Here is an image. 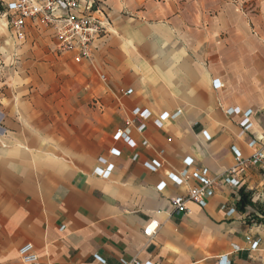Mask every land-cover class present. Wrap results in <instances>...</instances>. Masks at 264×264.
<instances>
[{
    "label": "crops",
    "instance_id": "obj_1",
    "mask_svg": "<svg viewBox=\"0 0 264 264\" xmlns=\"http://www.w3.org/2000/svg\"><path fill=\"white\" fill-rule=\"evenodd\" d=\"M101 1L91 63L34 32L2 79L0 264L25 242L39 264H264L258 207H237L264 209V171L223 175L264 140V0ZM196 172L214 194L174 213Z\"/></svg>",
    "mask_w": 264,
    "mask_h": 264
},
{
    "label": "built area",
    "instance_id": "obj_2",
    "mask_svg": "<svg viewBox=\"0 0 264 264\" xmlns=\"http://www.w3.org/2000/svg\"><path fill=\"white\" fill-rule=\"evenodd\" d=\"M5 15L9 29L16 45L22 46L32 33L50 37L53 41V51L59 54L71 53L76 63H91L97 49L109 34L111 19L108 8L101 0H4ZM214 86H220L219 80H214ZM145 117V113L141 115ZM250 118L245 115L241 127H250ZM125 135V130L118 129L117 136ZM260 144V145H259ZM251 145H259L247 158L235 150L236 164L223 175L234 185L238 181L234 174L244 171L248 165H254L264 171V140L253 139ZM161 164L157 163L156 167ZM200 184L188 189L187 193L170 199L174 213L186 211V203L192 201L204 205L214 194L216 178H209L205 172L193 174ZM185 178H190L184 174ZM159 225L153 221L144 229V234L150 237L157 232ZM259 242H254L253 247ZM21 261L26 264H39L38 254L31 242H25L19 249ZM227 257L220 258L219 264H227ZM124 264H150L138 258L124 260Z\"/></svg>",
    "mask_w": 264,
    "mask_h": 264
},
{
    "label": "rangeland",
    "instance_id": "obj_3",
    "mask_svg": "<svg viewBox=\"0 0 264 264\" xmlns=\"http://www.w3.org/2000/svg\"><path fill=\"white\" fill-rule=\"evenodd\" d=\"M3 1L0 0V90L2 79L14 65L12 62L22 53L21 46L16 45V40L9 29Z\"/></svg>",
    "mask_w": 264,
    "mask_h": 264
},
{
    "label": "trees",
    "instance_id": "obj_4",
    "mask_svg": "<svg viewBox=\"0 0 264 264\" xmlns=\"http://www.w3.org/2000/svg\"><path fill=\"white\" fill-rule=\"evenodd\" d=\"M240 191V199L237 202V207L243 212H245L248 206L258 207V212L261 216L256 213H251L249 215L254 221L259 223L264 222V209L253 202L251 193H248L245 190Z\"/></svg>",
    "mask_w": 264,
    "mask_h": 264
}]
</instances>
